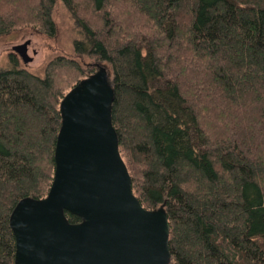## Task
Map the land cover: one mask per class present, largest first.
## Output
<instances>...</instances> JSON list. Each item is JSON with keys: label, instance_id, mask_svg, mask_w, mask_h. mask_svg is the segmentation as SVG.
<instances>
[{"label": "trees", "instance_id": "16d2710c", "mask_svg": "<svg viewBox=\"0 0 264 264\" xmlns=\"http://www.w3.org/2000/svg\"><path fill=\"white\" fill-rule=\"evenodd\" d=\"M59 2L75 58L0 70V264L12 208L51 184L59 102L86 58L111 72L120 155L141 204L166 210L170 264H264V0H0V35L54 37Z\"/></svg>", "mask_w": 264, "mask_h": 264}, {"label": "water", "instance_id": "95a60500", "mask_svg": "<svg viewBox=\"0 0 264 264\" xmlns=\"http://www.w3.org/2000/svg\"><path fill=\"white\" fill-rule=\"evenodd\" d=\"M33 47L23 46L24 64L32 60ZM92 65L93 72L59 102L54 172L46 195L21 198L10 212L14 264L171 262L166 210L141 204L120 155L111 118V72L103 62ZM66 213L79 221L70 222Z\"/></svg>", "mask_w": 264, "mask_h": 264}, {"label": "rangeland", "instance_id": "374dc122", "mask_svg": "<svg viewBox=\"0 0 264 264\" xmlns=\"http://www.w3.org/2000/svg\"><path fill=\"white\" fill-rule=\"evenodd\" d=\"M52 18L57 27V34L54 37H48L32 25H24L10 30L0 35V70L12 68L14 66L10 61V56L18 60V67L24 68L29 72L43 75L45 65L53 58L63 56L75 58L73 50L74 40L81 39L77 29V24L71 14L62 3H56ZM34 46L32 60L24 64L22 61L23 46L25 44ZM31 50V49H30ZM21 52V53H20ZM80 61V60H79ZM96 59H82L80 64L84 68L83 76L90 73L86 64L95 62Z\"/></svg>", "mask_w": 264, "mask_h": 264}, {"label": "flooded vegetation", "instance_id": "af4514ba", "mask_svg": "<svg viewBox=\"0 0 264 264\" xmlns=\"http://www.w3.org/2000/svg\"><path fill=\"white\" fill-rule=\"evenodd\" d=\"M93 70H94V67L91 69L90 73L93 72ZM88 74H89V73H88ZM88 74H87V75H88Z\"/></svg>", "mask_w": 264, "mask_h": 264}]
</instances>
